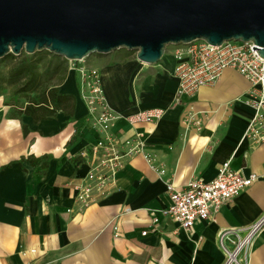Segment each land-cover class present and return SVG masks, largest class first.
I'll return each mask as SVG.
<instances>
[{"label":"crops","instance_id":"crops-1","mask_svg":"<svg viewBox=\"0 0 264 264\" xmlns=\"http://www.w3.org/2000/svg\"><path fill=\"white\" fill-rule=\"evenodd\" d=\"M126 50L69 61L57 87L74 97L72 114L58 110L34 122L5 104L9 94L0 96V264H224L227 251L264 216V178L189 231L161 214L168 204L166 181L177 188L193 179L208 182L227 160L245 175L264 174V142L252 145L243 138L253 111L247 103L250 83L237 71L225 69L217 82L177 102L170 48L155 64ZM82 62L99 70L114 111L126 116L164 110L155 123H115L119 134H140L152 160L142 154L125 158L108 193L84 207L75 200V186L89 165L79 153L96 134L80 97L76 67ZM43 156L48 158L36 164L27 159ZM223 232L226 250L219 242ZM237 260L264 264V222Z\"/></svg>","mask_w":264,"mask_h":264},{"label":"water","instance_id":"water-1","mask_svg":"<svg viewBox=\"0 0 264 264\" xmlns=\"http://www.w3.org/2000/svg\"><path fill=\"white\" fill-rule=\"evenodd\" d=\"M252 41L264 58V0H0V58L47 50L68 61L117 49L143 63L168 45Z\"/></svg>","mask_w":264,"mask_h":264},{"label":"built area","instance_id":"built-area-1","mask_svg":"<svg viewBox=\"0 0 264 264\" xmlns=\"http://www.w3.org/2000/svg\"><path fill=\"white\" fill-rule=\"evenodd\" d=\"M252 46L256 47L252 41L228 40L220 45H212L204 40H194L186 44L172 45L170 51L174 60L172 74L177 80V102L182 97L192 95L201 86L217 82L227 68L234 69L249 81L247 103L253 114L243 138L252 145H258L264 142V58L257 51H253ZM76 70L79 75L80 97L87 108L90 128L96 134L90 147L79 153L89 165L82 182L75 186V200L84 207L96 197L108 193L116 173L124 165L125 158L142 154L148 162L152 160L144 152L145 143L140 134H119L113 130L115 123L120 120H125L130 125L155 123L163 116L164 110L148 108L124 116L107 104L97 68L82 62ZM189 119L194 120L193 116ZM195 123L199 124V121L196 120ZM160 172L163 173V170ZM259 178H264V174L245 175L240 169L232 168L227 160L220 164L216 176L208 182L193 179L186 187L177 188L172 181H166L168 204L161 209V214L178 223L183 230L189 231L195 223L207 219L211 212L217 211L224 202L238 195ZM157 222L158 219L153 217L152 224L156 225ZM263 222L264 216L248 230L232 251H227L224 264H241L237 256L246 250ZM113 230L114 236H118L117 225L113 226ZM146 233L147 230L142 231L143 235ZM226 237L225 232L219 235L223 248Z\"/></svg>","mask_w":264,"mask_h":264},{"label":"trees","instance_id":"trees-1","mask_svg":"<svg viewBox=\"0 0 264 264\" xmlns=\"http://www.w3.org/2000/svg\"><path fill=\"white\" fill-rule=\"evenodd\" d=\"M126 51L128 54L135 52ZM67 69V59L47 50L32 54L8 53L0 58V96L9 94L5 104L19 107V113L31 116L34 122L54 116L58 110L72 114L74 97L60 93L57 87L64 80ZM47 158L27 159L36 164Z\"/></svg>","mask_w":264,"mask_h":264},{"label":"rangeland","instance_id":"rangeland-1","mask_svg":"<svg viewBox=\"0 0 264 264\" xmlns=\"http://www.w3.org/2000/svg\"><path fill=\"white\" fill-rule=\"evenodd\" d=\"M172 45H168V46H166V48H165V50H167L168 48H170ZM68 63H69V61H68Z\"/></svg>","mask_w":264,"mask_h":264}]
</instances>
